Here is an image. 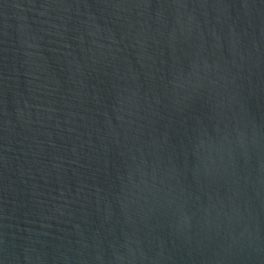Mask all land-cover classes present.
Here are the masks:
<instances>
[{"label": "water", "instance_id": "95a60500", "mask_svg": "<svg viewBox=\"0 0 264 264\" xmlns=\"http://www.w3.org/2000/svg\"><path fill=\"white\" fill-rule=\"evenodd\" d=\"M0 264H264V0H0Z\"/></svg>", "mask_w": 264, "mask_h": 264}]
</instances>
